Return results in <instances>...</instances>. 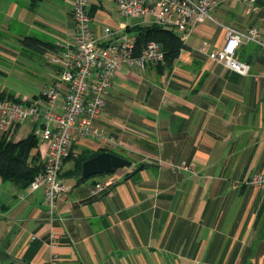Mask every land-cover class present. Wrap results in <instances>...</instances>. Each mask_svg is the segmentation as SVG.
Instances as JSON below:
<instances>
[{"label":"crops","instance_id":"obj_1","mask_svg":"<svg viewBox=\"0 0 264 264\" xmlns=\"http://www.w3.org/2000/svg\"><path fill=\"white\" fill-rule=\"evenodd\" d=\"M43 1L0 0V33L17 20L22 28L53 32L61 50L72 44V0H49L53 10L41 7ZM217 1L212 19L196 26L170 67L119 71L98 121L105 139L73 146L74 156L112 149L132 168L80 182L68 160L67 190L53 221L42 191L0 180V264H264V193L248 184L264 173V46L245 39L238 45L245 75L212 56L227 42L226 27L256 28L264 42V0L251 16L240 0ZM90 14L102 44L119 39H105L106 27L134 33L145 26L121 16L112 0H91ZM12 36L22 44V36ZM8 46L0 39V52H13ZM49 54L58 55H43ZM53 65L48 84L59 79ZM32 128L21 125L15 142ZM46 150L40 140L32 158L43 163ZM182 161L189 171L171 170L170 163ZM100 182L112 186L92 197ZM52 233L60 236L56 249L49 244Z\"/></svg>","mask_w":264,"mask_h":264},{"label":"built area","instance_id":"obj_2","mask_svg":"<svg viewBox=\"0 0 264 264\" xmlns=\"http://www.w3.org/2000/svg\"><path fill=\"white\" fill-rule=\"evenodd\" d=\"M123 17L138 18L145 26L159 25L175 30L182 40L197 25L212 19L218 7L217 0H112ZM259 0H240L243 12L251 16L259 11ZM91 0H72L75 28L72 44L67 43L51 62L59 67V79L43 86L31 100L0 99V135L11 140L24 123L33 125L34 133L47 145L42 171L26 190L42 191L50 220L57 216L59 201L66 193L62 177L64 166L73 154V146L86 139H105V131L98 125L106 111V96L123 67L146 70L151 64L165 62L162 46L149 42L139 55L136 53L137 36L134 33L104 29L105 39L116 43L102 44L93 33L90 15ZM116 35V36H115ZM225 46L213 58L227 68L246 74L248 66L237 59V47L245 39L264 46L258 29L247 33L226 27ZM113 142V138H107ZM175 173L189 171L186 161L170 163ZM128 175V174H127ZM264 193V173L252 177L248 183ZM100 182L92 197L104 195L111 188ZM35 237H33L34 239ZM60 236L52 233L49 244L59 247ZM57 258V255H54Z\"/></svg>","mask_w":264,"mask_h":264},{"label":"trees","instance_id":"obj_3","mask_svg":"<svg viewBox=\"0 0 264 264\" xmlns=\"http://www.w3.org/2000/svg\"><path fill=\"white\" fill-rule=\"evenodd\" d=\"M133 31L137 36L135 55L141 54L149 42H158L163 48L165 53L164 63L168 67H170L173 61L179 57L182 49L186 48V44L182 40L181 35L173 29H168L155 24L138 27ZM21 42L40 54H46L47 52L60 54L61 51V49L52 41H44L38 37L26 36ZM14 98V94L8 93L5 90H0L1 100H15ZM17 100L20 101V99ZM39 141L40 139H38L33 132L19 142L8 140L6 137L0 135V180L3 182H10L20 189H27L43 169V163H39L37 157L32 158L34 150L39 146ZM106 151L126 157L112 149H101L97 152L83 150L77 156H71L68 159L71 160V158H73L72 160L75 163L73 174L78 177L80 182L85 181L81 179V171L84 161Z\"/></svg>","mask_w":264,"mask_h":264},{"label":"rangeland","instance_id":"obj_4","mask_svg":"<svg viewBox=\"0 0 264 264\" xmlns=\"http://www.w3.org/2000/svg\"><path fill=\"white\" fill-rule=\"evenodd\" d=\"M21 1L23 0H20V2ZM54 6L55 5L49 0H44L41 5V7L50 8L51 10L54 9ZM0 20H1V15H0ZM11 28L12 30L8 31L9 34L8 32L0 33L3 35L0 36L1 41L9 43L10 46L8 47L10 50L13 51L11 52L10 50L7 49L10 52L6 51L5 53L8 54L0 52V54H2L0 55V71H1L0 85L3 86V87L0 86V90L2 91L3 90L2 88H5L4 90L7 92L11 91L14 92L15 94L19 93L26 98L32 99L35 95H37V93H39L40 89L42 88V86H44V84H48L50 80L49 75L51 76L53 72H55L56 66H54L51 62L52 60L51 54H49L47 57H44L43 54L36 52L34 49L27 47L24 44H19L17 41L18 39H16L12 35H19L22 36L23 38L26 36H33L49 42L53 41L55 37L53 32H49V31H46V33L43 31L41 32L40 29L37 28L35 29L34 27L31 29H28L26 27L22 28L20 22L17 20L16 21L14 20L11 23ZM42 33L48 35H44ZM1 37L5 39L3 40ZM17 97L20 96L17 95ZM30 125L32 124L30 123ZM31 132L34 133L33 128ZM23 135L25 136L26 132ZM11 140L15 141L16 140L15 136ZM72 156L74 157V151Z\"/></svg>","mask_w":264,"mask_h":264},{"label":"water","instance_id":"obj_5","mask_svg":"<svg viewBox=\"0 0 264 264\" xmlns=\"http://www.w3.org/2000/svg\"><path fill=\"white\" fill-rule=\"evenodd\" d=\"M132 166L133 162L126 157L109 151L102 152L84 161L82 165L81 179L87 180L98 175L115 174L120 169L132 168ZM141 168L137 169L135 173Z\"/></svg>","mask_w":264,"mask_h":264}]
</instances>
